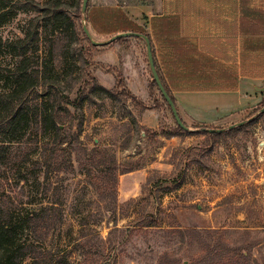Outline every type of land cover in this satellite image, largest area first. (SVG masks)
Masks as SVG:
<instances>
[{
	"label": "rangeland",
	"instance_id": "rangeland-1",
	"mask_svg": "<svg viewBox=\"0 0 264 264\" xmlns=\"http://www.w3.org/2000/svg\"><path fill=\"white\" fill-rule=\"evenodd\" d=\"M248 3L264 8V0ZM102 6L100 0H88L87 10ZM34 17L18 13L0 28V38H21ZM82 26L93 40L107 44L86 51L91 64L87 70L98 84L91 100L77 111L60 113L73 169L60 172L56 157L42 159L38 182L34 168L33 182H2L13 206L23 202L37 208L55 196L61 201L62 221L48 238L40 263L161 264L168 257L178 264H205L208 251L217 246L215 260L206 264H264V35L241 38L239 58L224 60L221 76L228 78L232 95L187 98L215 108H186L174 95L189 131L169 137L166 133L177 121L154 86L146 41L129 37L110 42L118 32L99 34L85 18ZM159 47L152 48L153 56L164 75ZM85 70L81 65V76ZM183 79V90H196L193 76ZM56 88L65 101L67 84ZM203 128L223 129L224 136L215 139ZM49 137L53 144L54 136ZM34 138L33 161L42 144ZM95 150L106 151L107 159L114 156L104 166L107 175L117 170L113 198L103 199L80 167Z\"/></svg>",
	"mask_w": 264,
	"mask_h": 264
},
{
	"label": "trees",
	"instance_id": "trees-1",
	"mask_svg": "<svg viewBox=\"0 0 264 264\" xmlns=\"http://www.w3.org/2000/svg\"><path fill=\"white\" fill-rule=\"evenodd\" d=\"M82 6L83 0H0V28L20 12L35 15L24 27L21 38L6 41L0 38V264H25L30 260L33 264H41L43 252L48 251V238L62 221L61 201L58 197L55 196L53 200L40 204L37 208H28L23 202L13 206L2 182H33V168L38 182V175L43 173L40 164L42 159L56 157L60 172L73 169L67 159L71 154H66L68 148L64 147L67 143L66 130L62 128L60 113H71V109L79 110L91 100L90 94L96 92L97 84V79L87 70L91 64L85 55L97 47L83 29V18L90 24V16L89 10L83 15ZM119 27L121 33L144 35L137 26L123 23ZM251 29L254 30V27ZM126 40L128 38L119 39L118 42ZM85 42L89 48L84 45ZM5 59L10 62L6 64ZM81 65L86 67L82 76L79 72ZM159 76L176 103L166 82L160 74ZM63 82L69 88L65 101L56 91V87ZM154 86L158 88L155 81ZM40 88L44 89L42 96ZM126 97L129 98L130 95ZM242 129L243 127L237 128L230 133ZM185 133L187 131L176 123V127L166 134L175 137ZM206 133L215 139L224 136L221 133ZM49 136H54L53 144ZM33 137L36 143L41 139L44 147H37V151L41 153L35 161ZM47 143L52 147L49 148ZM107 155L106 151L95 150L91 158L80 164L103 199L113 198L117 193L116 168L114 167L113 173H105L104 166L114 162V156L107 159ZM188 232L200 235L197 230ZM216 250L217 246L210 248L205 264L215 260ZM218 257L221 258L222 255ZM168 261V257H163L161 264L175 263Z\"/></svg>",
	"mask_w": 264,
	"mask_h": 264
},
{
	"label": "crops",
	"instance_id": "crops-1",
	"mask_svg": "<svg viewBox=\"0 0 264 264\" xmlns=\"http://www.w3.org/2000/svg\"><path fill=\"white\" fill-rule=\"evenodd\" d=\"M100 1L105 6L89 10L91 27L99 34H121L123 23L140 28L154 50L157 43L161 47L165 70L161 76L170 91L176 90L171 92L173 97L179 96V102L190 109L217 105L195 103L188 97L198 101L205 96L232 95L228 78L221 76L224 60L239 58L241 38L264 35V8L251 7L248 0ZM189 75L194 78L195 91L182 89L187 80L183 78ZM238 99L240 104L242 99Z\"/></svg>",
	"mask_w": 264,
	"mask_h": 264
},
{
	"label": "water",
	"instance_id": "water-1",
	"mask_svg": "<svg viewBox=\"0 0 264 264\" xmlns=\"http://www.w3.org/2000/svg\"><path fill=\"white\" fill-rule=\"evenodd\" d=\"M87 6H88V0H83L82 12H83L84 15L86 14ZM84 31H85L86 35L91 40V42H92V44L94 46H101L103 44H107V43H99V42H96L95 40H93L92 36H91V33L89 32L87 26H84ZM129 37L142 38V39H144L146 41L147 51H148V58H149V63H150V67H151V70H152L154 81L156 82V84H157L160 92L162 93L164 99L166 100V102L170 106V108H171V110L173 112V115H174L177 123L179 124V126L181 128H183L185 131H189V128L184 124V122L182 121V119L180 117V114H179V112L177 110L175 102L173 101V99L170 97V95L166 91L165 87L163 86V83L161 81V78H160L159 73H158V71L156 69V66H155V60H154L152 46H151V42H150L149 38L147 36H145V35H142V34L128 32V33H121V34L116 35L115 37H113L110 40V42H113V41L118 40V39L129 38ZM260 90L264 91V89H260ZM242 125H243V123L238 124V126H242ZM235 127L236 126H232V127H230V129H233ZM206 131L209 132V133H223L225 130H223V129L222 130L221 129H207Z\"/></svg>",
	"mask_w": 264,
	"mask_h": 264
}]
</instances>
